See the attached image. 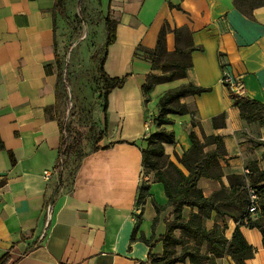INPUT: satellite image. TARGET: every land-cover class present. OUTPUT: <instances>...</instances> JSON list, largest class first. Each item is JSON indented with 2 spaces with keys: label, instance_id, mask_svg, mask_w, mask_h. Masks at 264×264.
Returning a JSON list of instances; mask_svg holds the SVG:
<instances>
[{
  "label": "crops",
  "instance_id": "1",
  "mask_svg": "<svg viewBox=\"0 0 264 264\" xmlns=\"http://www.w3.org/2000/svg\"><path fill=\"white\" fill-rule=\"evenodd\" d=\"M79 1V11L93 13L90 23L103 38L104 18L115 22L103 68L110 77L126 79L107 95L98 123L106 130L100 148L85 155L74 175L56 185V176L47 182L43 175L56 164L61 139L53 110L54 51L61 56L54 0H0V258L9 254L4 264H139L148 261L149 254H161L157 239L170 208L157 215L152 228V203L164 206L167 198L162 184L142 172L141 150L157 130L153 118L159 97L178 85L191 83L206 91L180 99L193 116L167 115L170 123L164 128L175 137L174 144L163 145L167 160L187 174L179 159L191 148L189 133L200 143L220 137V180L201 177L196 183L204 197L221 185L227 187L229 175L264 172V147L253 144L264 142V125L242 120L221 82L223 73L229 74L242 83V96L264 104V3L242 10L234 0ZM162 28L167 52L176 48V28H187L195 49L189 53L184 78L158 83L145 95L142 85L151 72L147 54ZM221 114L224 124L215 127L212 119ZM215 147L208 143L203 151ZM144 183L149 195L138 203ZM259 184L264 186V176ZM53 190L46 218L45 204ZM190 210L183 207V219ZM214 223L223 224L212 213L204 224L211 228ZM224 224L223 235L229 240L237 225L231 218ZM238 229L253 250L246 264H264L262 233L255 227ZM227 259L223 264H234Z\"/></svg>",
  "mask_w": 264,
  "mask_h": 264
},
{
  "label": "trees",
  "instance_id": "2",
  "mask_svg": "<svg viewBox=\"0 0 264 264\" xmlns=\"http://www.w3.org/2000/svg\"><path fill=\"white\" fill-rule=\"evenodd\" d=\"M79 1V0H77ZM71 4L74 0H54V33L58 20L68 21L69 13L66 12V4ZM80 2V1H79ZM264 3V0H234V6L242 9L243 6L252 8ZM80 4V3H79ZM243 10V9H242ZM81 16L86 24L90 23V14L86 9H80ZM76 15V14H75ZM56 18V21H55ZM77 16H75L76 20ZM105 35L103 38V57L99 60L97 66L98 81L101 88V98L103 101L102 112L105 114L107 108V95L114 88H120L125 82L126 76L110 77L103 68L104 60L107 53V47L114 42L115 38V22L108 17L103 20ZM176 42L174 52L169 53L165 45V29L162 28L157 36L154 49L147 54V59L151 63V72L146 75L142 92L148 94L154 85L164 83L175 79L184 78L186 70L190 66L189 53L195 49L191 45L190 32L187 28L173 30ZM55 47V42H54ZM55 62L57 67V77L55 83V102L53 106L54 115L58 120L61 131V139L59 146V154L63 156V162L66 154L73 151V146H67V137L70 136V125L64 129L60 119L61 110L67 102L66 89L68 88L67 70L63 71L61 64V56L54 51ZM97 54L91 56V61H97ZM70 88L74 90V84ZM206 89L195 87L191 83L181 84L164 92L157 102V114L153 118V122L157 130L152 132L146 139V146L141 150L142 172L153 175V180L162 184L167 202L164 206L157 205L153 202L156 212L152 228L157 221V215L166 207L170 208L169 216L164 219L165 230L157 241L162 243V252L159 255H148V261L139 264H183L186 260L191 264H215V259L229 256L234 264H246V260L252 256L253 250L247 244L239 226L255 227L264 237V186L259 184L263 180L264 172L256 170H248L247 174H232L227 177L228 186H220L219 189L213 191L208 197H204L201 191L196 187L199 178L220 180L221 170L219 159L223 158L224 151L221 138L218 136L206 137L203 143H200L193 132L189 133L191 148L184 153L179 159L180 164L185 168L187 174H184L174 163L167 160L164 154V144H174L175 137L172 131L164 128V125L170 123L167 115H184L193 116V111L183 103L180 99L189 95H196L205 92ZM233 104L239 110L242 120L247 123H256L264 125V104L244 97L231 95ZM223 114L212 119L215 127L222 126ZM193 125V122H191ZM99 131L92 140V149L89 153L100 148L98 143L104 138L105 127L98 125ZM65 130V131H64ZM208 143L215 144V149L204 152L203 147ZM256 146H263L264 142H253ZM88 154V153H87ZM78 156V160L87 155ZM11 162H14L11 156ZM64 165L60 174L59 184L61 185L66 179L72 176L63 175ZM175 174L172 177L171 174ZM65 179V180H64ZM248 187L256 190L259 196L257 213L255 219L248 218ZM148 184H142L138 189L137 202L142 203L148 196ZM183 207H189L191 210L187 219L182 218ZM212 213L216 218L220 219L223 224L214 223L211 228H207L204 224L206 219L211 218ZM231 218L236 222L237 227L228 240L224 237L225 228L224 221ZM247 219V220H245ZM247 221V222H246ZM178 232V234H176ZM148 244L149 242L146 241ZM179 247V252L176 248ZM200 247H204V251H200ZM8 253L0 258V264L7 261Z\"/></svg>",
  "mask_w": 264,
  "mask_h": 264
},
{
  "label": "rangeland",
  "instance_id": "3",
  "mask_svg": "<svg viewBox=\"0 0 264 264\" xmlns=\"http://www.w3.org/2000/svg\"><path fill=\"white\" fill-rule=\"evenodd\" d=\"M79 3L77 0L71 2L68 21L58 20L56 26L57 46L61 64L64 63L63 71L67 70L69 85L74 84V90L70 86L66 89L67 102L60 115L64 129L69 124L71 130L67 146H73V151L66 154L63 162V175L66 173L70 176L78 168V156L91 151L92 140L99 131L98 123L102 121L101 115L103 117V101L97 75L98 62L103 57V35L94 24H86L81 18L83 15L79 11ZM94 53L98 55L95 63L91 61ZM171 176L175 177V174L172 173ZM175 250L179 252L180 248ZM200 251L203 252L204 247H200ZM224 259L228 261L227 256H223L215 259V264H223ZM183 264L191 263L186 260Z\"/></svg>",
  "mask_w": 264,
  "mask_h": 264
},
{
  "label": "built area",
  "instance_id": "4",
  "mask_svg": "<svg viewBox=\"0 0 264 264\" xmlns=\"http://www.w3.org/2000/svg\"><path fill=\"white\" fill-rule=\"evenodd\" d=\"M221 82L224 86H226V88H228V91L230 92L231 95L242 96L243 86H242V83L238 79L233 80L229 74L223 73L222 78H221ZM62 165H63V156L60 153V154H58V158L56 160V164L54 165V167L51 170H45L43 172L45 180L47 182H50L52 176L54 175V176H56V179L54 180V182L56 183V185H59L60 180H58L57 177H58V174L62 170ZM54 194H55V190H53L50 193V199L45 204V216H46V218H48V216H49L52 201L54 198ZM248 197H249V203H248V207H247L248 218L253 220V219H255V216L257 213L259 196L256 193V190L254 188L248 187ZM245 220H247V219H245Z\"/></svg>",
  "mask_w": 264,
  "mask_h": 264
}]
</instances>
